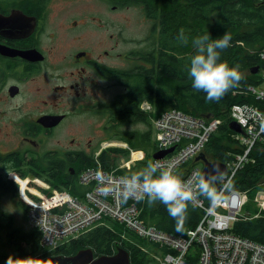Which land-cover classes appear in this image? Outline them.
<instances>
[{
	"label": "trees",
	"instance_id": "16d2710c",
	"mask_svg": "<svg viewBox=\"0 0 264 264\" xmlns=\"http://www.w3.org/2000/svg\"><path fill=\"white\" fill-rule=\"evenodd\" d=\"M129 2L143 3L148 13L154 18L155 55L152 69H144V74L139 81L143 95L133 99L129 107L130 112H127L126 108L118 111L121 116L118 119L114 116L117 122L115 126L125 125L131 121L144 122L152 126L151 119L160 116L163 111L170 108L180 109L206 121L220 118L222 123L215 131L217 133L214 132L211 135L203 152L211 161L226 162L229 159L228 151H239L236 148V141L231 136L233 130L230 129V123L233 119L230 117V109L235 103L254 101L252 96L241 93L246 92L248 86L264 85L262 80L264 0H129ZM180 29H184V34L188 37L187 43L178 41ZM225 33L232 36L231 47L221 51L220 60L227 61L229 67L240 65L242 80L219 101H209L206 99L205 92L193 87V80L189 74L191 59L197 54L192 41L198 36L209 34V42H212L222 38ZM255 67H258L257 73L252 72ZM144 99L150 102L148 104L150 108L145 112L140 110V104ZM152 132L150 128L145 134L133 133L124 138L135 148L137 138L142 145L143 141L150 140ZM226 133L230 136L225 137ZM110 149L116 152L123 150L115 147ZM152 149V152L158 150L157 143ZM250 157V162L245 164L233 181L234 188L248 193L264 184V143L262 141L256 144ZM110 158L107 151H102L96 158L92 154L76 153L73 162L69 163L72 166L75 163L76 169V174L71 176H62L66 172L62 171V169L65 170L66 165H63L61 160H55L54 167L48 166L51 174L47 180L52 187L67 190L82 198L87 188L79 183L80 172L88 167L97 166V161L104 167L111 168L113 163ZM151 160L152 157H149L148 160L143 161L142 169ZM192 162L193 160L187 166H190ZM124 170L132 175L141 169L132 166L117 171L125 173ZM26 175L27 171H22L21 176ZM0 191L16 192L17 184L10 178L0 180ZM19 203V208L27 215L28 205L21 200ZM140 208L141 218L146 223L175 235L186 234L187 230L198 224L202 216V211L189 203L187 219L182 230L177 231L176 222L160 201L149 204L145 199ZM118 224L110 218H105L103 224L50 250L42 246V233L37 227L31 225L29 229H24L13 214L0 208V264H45L46 256L74 255L80 249L86 248H92L98 256L112 255L120 247L128 251L131 264H161L143 246L152 245L156 252H162V248L142 240L131 231L125 230L124 233H119L115 228ZM231 231L264 244V217L236 221Z\"/></svg>",
	"mask_w": 264,
	"mask_h": 264
},
{
	"label": "flooded vegetation",
	"instance_id": "af4514ba",
	"mask_svg": "<svg viewBox=\"0 0 264 264\" xmlns=\"http://www.w3.org/2000/svg\"><path fill=\"white\" fill-rule=\"evenodd\" d=\"M93 2L97 11H83ZM107 2L0 0V116L6 117L8 122L4 124L13 133L21 135L20 147L0 149V153L6 155L12 171L19 175L25 170L31 179L37 176L48 179L51 174L48 166L54 167L55 160L66 165L62 176L76 174L69 163L76 153H89L83 149L61 151L58 147L41 152L40 144L45 138L60 132L62 124L84 118V114H90L91 125L100 117L115 124V119L121 116L118 111L126 108L130 112L133 99L143 95L140 78L144 69H152L154 63V18L143 3ZM126 2L142 7L145 19L152 24L145 43L124 35L121 15L106 14V4L117 12ZM121 44L134 47L129 50L131 56L122 51ZM7 50L12 54L6 53ZM111 57L119 61L135 60L131 66L123 67L108 63L107 58ZM94 88L99 89L98 94L102 93L101 98L94 99ZM34 100L38 102L33 104ZM16 101L20 116L13 120L17 108H11ZM69 101H74L73 108L67 107ZM1 106H5L6 113L3 114ZM134 123L139 122L131 121L125 126ZM69 142L74 144L75 139ZM2 160L0 164L4 163ZM40 173L43 175H37ZM7 178L10 177L0 173V180ZM61 255L66 254L50 257Z\"/></svg>",
	"mask_w": 264,
	"mask_h": 264
},
{
	"label": "built area",
	"instance_id": "2783aa9c",
	"mask_svg": "<svg viewBox=\"0 0 264 264\" xmlns=\"http://www.w3.org/2000/svg\"><path fill=\"white\" fill-rule=\"evenodd\" d=\"M262 77L264 81V72ZM256 86L250 85L246 92L241 93L247 96L253 94L257 99L235 103L230 109V117L244 130V133L233 131L232 138L239 151H228L229 159L224 162L227 170L223 174L232 181L245 164L250 162V154L256 144L260 141L264 143V131L261 130V125L264 124V88L258 90ZM147 107L149 105L145 103L143 109ZM221 123L220 118L206 121L175 109L163 111L153 123L156 128L157 151L172 147L174 150L162 158H153L152 162L173 164L175 173L184 181L190 179L197 170L202 173L204 161L197 160L203 163L202 166H197V162L192 163L191 167L187 164L204 151L209 138ZM112 145L104 142L103 148ZM97 163V166L88 167L79 174V183L87 188L83 192V198L72 196L67 190H59L47 182H41L42 191L37 186L30 189L27 181L25 189L29 194L37 196H27L28 221L41 231L43 246L54 250L103 224L105 218H110L123 224L139 238L162 248L158 257L161 264H264V244L231 231L236 221L264 217V196L262 199L256 198L259 210L255 215L242 214L243 207L248 202L247 191L234 188L231 193L225 194L226 201L216 204L204 196H198L190 203L202 211L200 221L194 228L187 230L186 234L175 235L146 223L141 218L142 210L138 203L147 198L122 201L115 189L130 174L120 173L113 167L106 168L99 161ZM30 181L37 183L34 179ZM220 186L217 183L216 187ZM108 188L112 190L106 191Z\"/></svg>",
	"mask_w": 264,
	"mask_h": 264
},
{
	"label": "rangeland",
	"instance_id": "374dc122",
	"mask_svg": "<svg viewBox=\"0 0 264 264\" xmlns=\"http://www.w3.org/2000/svg\"><path fill=\"white\" fill-rule=\"evenodd\" d=\"M89 1H96V0H89ZM107 1H108L107 2L108 4L109 0ZM63 3L65 4L66 2H63ZM107 4H106V14L121 15L124 35L129 36V37H137L138 42L145 43L146 36L152 24L149 20L145 19L143 15L142 7L128 4L126 2L125 5H122L120 11L114 12L115 10H113L112 7H110V5H107ZM58 6H61V5H58ZM124 6H130V7H124ZM87 9H88V12L97 11V7L94 5V2L90 4L89 6H85L83 8V11ZM121 49L124 53H127L129 57L131 56V54H129V50L134 49V47H132L131 45L121 44ZM134 60L135 58H132L131 61H128V60L119 61L117 57L107 58L108 63L114 64V65L121 64L120 66H123V67L131 66L132 61ZM244 73H247V72L244 71ZM155 85H156V82H155ZM263 87H264L263 84L256 86L258 90L262 89ZM98 92H99V89L94 88V91L92 93L94 96V99L101 98L102 93L100 92L98 94ZM251 96L257 99L255 95L251 94ZM145 100L146 99H144L140 104V110L142 111H145L143 110L144 105L145 103H148ZM37 102L38 100H34L32 103L35 104ZM78 103H81V102L79 101ZM18 104L19 102L16 101L15 107L12 106L11 110L16 109ZM73 106H74V101H69L67 103L68 108H73ZM1 109H2L3 114L6 113L5 106H1ZM22 113H23V110H22ZM19 116H20V112H19V109L17 108L14 111L13 120H17ZM83 116L84 118L76 119L75 123L62 124V127H60V130H59L60 132L57 131L51 136V138H45L44 142L40 144L41 152H43L44 150L55 149V147H58L61 151H66V150H71V149H75V150L83 149L86 152H88L90 155L92 154L94 158H96L99 156V154L102 151H107L109 156L111 157L110 161L111 163H113L112 167L118 170L122 168H126V167H132V166H136V168L142 169L143 161L148 160L149 157H152V159L154 158L152 154H154L155 152H152L153 151L152 147L156 143L155 141L156 128H155V124H153L155 118L151 119L152 126L150 125L148 126V123L145 124L142 122L134 123L133 125H129V126L118 125V124H117L118 126H115L116 124H112L108 121V119L101 118V117L95 121L94 125H91L93 119L88 118L90 114H84ZM6 122H8L6 117L3 118V115L0 116V149L2 151H8L10 149H13L15 146L17 147L21 146V142H20L21 135H18L17 133H13L12 128L8 127V124H4ZM79 122L81 123L79 124ZM107 123H109V125ZM78 124H79V128H77ZM146 125L148 126L147 128H146ZM150 128L153 131L150 137V140L143 141L142 145H140L139 140L137 138V141L135 142L136 144L135 148L132 147V145L130 144V141L127 142L124 138V137L130 136L131 134L133 135V133H137V135L145 134ZM232 135L233 133L231 134V136ZM226 136H230V134L226 133L225 137ZM71 138L75 139L74 144H71L69 142ZM13 141H15L14 144H13ZM104 142L112 143L113 145L110 147L119 148L120 150L123 149L124 152L123 150H121V152H116L114 150H111L110 147L103 148ZM23 144H27V143L23 142ZM232 152H238V151L232 150ZM0 158L4 159V160L0 159L4 161V163L0 164V173L5 176L10 177V179L11 180L13 179L14 182H16L17 184L16 192L0 191L1 192L0 208L13 214L17 222L20 223L24 229H29L31 225L27 218L28 213L26 215L19 208L20 206L19 201L21 200L25 205L29 206L28 197H31L32 195H34L37 198V196L36 194H29L28 190L22 187L23 185L22 182H25L26 184L27 181H29L28 187L30 189H34V186H37L40 188V190L43 189L41 182H47L48 184L50 183L45 177H42V176L33 177L34 180H37V183L32 182L30 181L31 177L21 176L16 171L15 172L12 171L11 169L12 165L8 164L6 155L0 153ZM194 162H197V166L203 165L202 162L193 161L192 163ZM73 166L75 167V164H73ZM128 172L129 171H125V174H128ZM37 175H43V174L40 173ZM71 195L75 196L73 194ZM263 196H264V184H261L256 189L248 193V202L243 207L242 214L255 215L259 210V205H258V202L256 201V198L259 197L260 199H262ZM138 205H141V202H139ZM115 228L118 230L119 233H124L125 230H127L123 224L115 225ZM143 247L146 250L150 251L153 256L156 254L155 255L157 256L155 257L156 261L162 263V261L158 259V257L161 255L160 251L156 252L155 249L153 250L152 245L147 246V247L143 246ZM45 248L51 250V248L49 247H45ZM47 258L48 256H46L44 259L47 260Z\"/></svg>",
	"mask_w": 264,
	"mask_h": 264
},
{
	"label": "clouds",
	"instance_id": "9594fccd",
	"mask_svg": "<svg viewBox=\"0 0 264 264\" xmlns=\"http://www.w3.org/2000/svg\"><path fill=\"white\" fill-rule=\"evenodd\" d=\"M178 41L188 42L184 29H180ZM232 36L225 33L222 38L209 42V34L198 36L192 43L196 53L190 64V77L193 87L206 93L209 101H219L242 80L240 65L229 67L227 61H221V51L231 47ZM264 131V124L261 125ZM219 183L221 186L217 188ZM111 191V188L105 189ZM127 201L130 198L143 200L149 204L160 201L165 205L168 214L176 222V230L181 231L187 219L189 203L198 196H204L213 204L227 200L226 193L234 190L230 177H226L218 169L209 174L195 171L191 178L184 181L174 171L173 164L149 162L143 169L122 179L115 189Z\"/></svg>",
	"mask_w": 264,
	"mask_h": 264
},
{
	"label": "water",
	"instance_id": "95a60500",
	"mask_svg": "<svg viewBox=\"0 0 264 264\" xmlns=\"http://www.w3.org/2000/svg\"><path fill=\"white\" fill-rule=\"evenodd\" d=\"M8 54L10 53L8 50L5 51ZM253 73L258 72V67H255L252 69ZM230 129L238 132V133H244L243 128L239 123L236 121H232L230 123ZM174 150V147L167 149V150H159L156 151L152 156L155 159H159L167 155L168 153H171ZM197 160L204 161V167L202 174H209L213 172V170L218 169L220 172L225 173L227 170V166L222 161H211L209 160L204 152H202L197 158ZM45 264H131L130 263V257L129 253L126 249L123 247H120L117 249L115 254L112 255H99L96 256L92 248H86L81 249L74 255L66 256L61 255L57 257H48L47 260H45Z\"/></svg>",
	"mask_w": 264,
	"mask_h": 264
},
{
	"label": "bare ground",
	"instance_id": "6f19581e",
	"mask_svg": "<svg viewBox=\"0 0 264 264\" xmlns=\"http://www.w3.org/2000/svg\"><path fill=\"white\" fill-rule=\"evenodd\" d=\"M149 108H150V106H149V107H147L145 110H147V109H149ZM170 109H175V110L182 111V110H180V109H177V108H170ZM193 161H196V159H193ZM22 184H23V185H22V187H23V188H25V185H26V184H25V182H22Z\"/></svg>",
	"mask_w": 264,
	"mask_h": 264
}]
</instances>
